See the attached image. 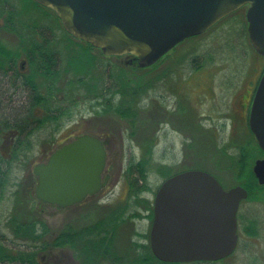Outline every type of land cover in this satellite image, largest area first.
Returning <instances> with one entry per match:
<instances>
[{"label":"rangeland","instance_id":"rangeland-1","mask_svg":"<svg viewBox=\"0 0 264 264\" xmlns=\"http://www.w3.org/2000/svg\"><path fill=\"white\" fill-rule=\"evenodd\" d=\"M2 1L23 20L44 31V34L36 33L35 37L44 43L42 35L49 39L47 45L62 59V67H71L70 57L77 64H88V57H93L97 66L93 83L99 80L97 88L88 89L84 81H76L81 74L76 73L74 67L51 79L55 91L61 92L55 102L56 113L64 108V114L55 121L57 126L48 122L33 133L32 139L37 144L33 151L35 157H28L23 165L14 168L8 180L15 183L26 176L25 182L32 183L34 165L46 161L54 149L78 134L90 133L107 140V165L103 174L110 175L107 185L80 204L66 208L54 205L52 218L43 216L52 226V243L71 228L79 229L96 222L102 207H115L127 200L135 204L129 193L126 169L130 160L138 161L144 155L149 158L146 168L149 188L143 196L152 205L159 185L166 179L158 171L159 166H163L169 176L187 169H205L226 188L250 181V170L254 172L256 159L264 158V153L247 128V104L264 71V55L255 50L249 39L247 6L223 17L207 31L178 43L156 63L140 66L138 60L128 62L122 55H106L101 48L73 36L53 10L34 0ZM3 22L2 18L0 26ZM2 39L12 50L21 42L12 35L2 36ZM18 52L21 53L18 64H22L26 54L23 50ZM33 69L26 60L25 72L31 73ZM120 71L123 76L119 81ZM110 74H117V81ZM35 80L44 84L43 77ZM114 81L119 89L123 86L121 82H128L123 102L119 93L115 98L111 95ZM136 88L143 91L137 93ZM108 102L123 105L117 108ZM41 109L44 116L46 111ZM241 155L246 156L241 159ZM241 163L246 166L243 170ZM258 184L254 196L243 200L239 206L236 251L212 264H264V184L259 181ZM31 194L29 196L33 197ZM144 206L142 203L143 215L133 219L131 227L132 231L148 235L133 236V239L147 243L152 220ZM76 257L74 250L63 246L50 253L45 264H78Z\"/></svg>","mask_w":264,"mask_h":264},{"label":"water","instance_id":"water-1","mask_svg":"<svg viewBox=\"0 0 264 264\" xmlns=\"http://www.w3.org/2000/svg\"><path fill=\"white\" fill-rule=\"evenodd\" d=\"M52 9L73 36L106 55L133 54L140 66L160 60L175 45L201 34L247 5L248 34L264 55V0H35ZM249 125L264 150V73L257 86ZM107 149L90 133L75 136L34 166L38 198L62 208L83 202L108 183ZM254 173L264 184V158ZM248 197L242 185L225 188L209 171L187 169L165 179L153 202L149 242L165 262L213 261L238 244L237 213Z\"/></svg>","mask_w":264,"mask_h":264},{"label":"trees","instance_id":"trees-1","mask_svg":"<svg viewBox=\"0 0 264 264\" xmlns=\"http://www.w3.org/2000/svg\"><path fill=\"white\" fill-rule=\"evenodd\" d=\"M36 3L39 4L38 2ZM2 18L4 22L0 26V139L3 135L14 133L15 130L19 134L22 132L30 134L32 130L41 129L48 122L55 123L61 117L60 115L64 114V108L61 109L60 113H56L55 102L58 100V93L61 92L55 91L57 89H54L55 83L51 79L62 73L69 72V69L72 67L77 69L76 73L81 74L77 76L76 81L79 83H83L84 81L85 87L88 89L100 87L99 80L93 84L97 70L93 57H88V64H77L76 60L70 57L68 61L71 67L67 66L64 68L62 67V59L47 45L49 39H46L42 35L40 38L45 41L44 43L39 42V39L35 37L36 33L38 35L44 34V31L40 27L23 20L17 11H14L6 2L0 0V20ZM5 35H12L20 39L21 42L16 46V50L9 49L3 43L2 36L5 37ZM88 44L92 46L90 43ZM20 50H23L26 54V59L22 60H27V63L34 67L31 73H26L25 67L22 64H18L19 55L21 54L18 51ZM84 51L88 52L87 49H84ZM200 66L202 67L203 65H198V67ZM38 76L44 78L45 85L36 82L35 79ZM118 76L120 81L123 76L122 71H120V75ZM110 77L117 81V74H110ZM87 79L89 80L87 81ZM115 81L113 82L114 91L111 92V95L114 94L115 98V95L119 93V95H122L123 102L126 99L125 90L127 89L126 85L128 82H121L123 86L119 89ZM115 83L117 86H115ZM149 83L153 84V80H150ZM136 89L137 93L143 91L140 88ZM63 98L65 99V97ZM4 101L8 104L4 105ZM122 102H115L116 104L114 102L108 103L118 108L119 105H123ZM39 106L42 108H40L42 111H46L44 116H42L43 114L41 115L40 109L37 108ZM247 128L249 127L247 126ZM249 133L253 135L252 132L249 131ZM5 137L7 139V136ZM258 148L261 153H264L259 146ZM245 156L241 155V159ZM25 159L0 155V183L8 182L9 173L13 171L19 161H24ZM148 165L149 158L146 155L138 161L130 160L127 165L126 175L129 180V193L135 199V204H131L127 200L115 207H102L98 211L99 218L96 222L82 226L79 229L71 228L66 234L56 237L52 243V252L63 246L70 247V249L76 252L77 257L75 259L79 261L78 264H212L225 260L165 262L159 260L153 254L149 242L146 243L141 241V239H133V236L148 237L147 234L143 235L135 229L132 231L131 227L132 220L143 215L141 213L142 203L145 204L144 210L148 212V218L153 219V205L143 196L144 192L149 188L147 185ZM239 165H241V170L246 167L243 166V163ZM158 168V171L165 178L169 176L163 171V166H159ZM242 185L249 190V197L254 196V189L259 184L252 169L250 170V181ZM133 206L134 209H132ZM40 240L44 244L42 252L21 250V264H45L46 259L52 252H46V239L41 238Z\"/></svg>","mask_w":264,"mask_h":264},{"label":"flooded vegetation","instance_id":"flooded-vegetation-1","mask_svg":"<svg viewBox=\"0 0 264 264\" xmlns=\"http://www.w3.org/2000/svg\"><path fill=\"white\" fill-rule=\"evenodd\" d=\"M122 56L126 57L128 62L137 61L136 57L132 54H125ZM25 62L26 60H23L22 66L24 67ZM260 78L257 81L254 92L256 91ZM254 92L247 104L246 124L248 127ZM38 130L39 129H34L30 134L27 132L19 134L17 130H15L14 133L3 135L0 139V155L26 159L28 157H35L36 154H34L33 151L36 150L37 144L35 145L36 142H34L32 138L34 137L33 133ZM249 131L251 132L250 129ZM5 136H7V139ZM252 136H254V134ZM101 139L107 149V140ZM255 139L254 136V140ZM47 157H49V155ZM24 161H19L17 164L18 166L15 168H19V165H23ZM33 169L31 172L32 183L25 182L26 176L23 178V181L18 180L15 183L10 181L0 183V264H21L20 251L23 249L42 252L44 244L42 240H40L41 238L46 239V252H52V226L43 219V216L47 215L52 218L53 212L51 208L55 204L37 197L36 188L38 177ZM106 174L103 176H106ZM11 178L12 172L9 173V179L11 180ZM33 186L35 187L32 190ZM30 194L33 197H30ZM249 230H252V226H249Z\"/></svg>","mask_w":264,"mask_h":264}]
</instances>
